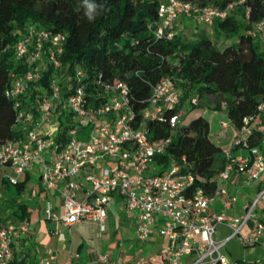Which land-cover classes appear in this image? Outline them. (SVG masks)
<instances>
[{"label": "built area", "instance_id": "2783aa9c", "mask_svg": "<svg viewBox=\"0 0 264 264\" xmlns=\"http://www.w3.org/2000/svg\"><path fill=\"white\" fill-rule=\"evenodd\" d=\"M243 1L234 0L220 7L198 5L191 0H164L159 6V20L154 32L159 37H172L173 27L180 16L212 25ZM256 27L262 29L264 20ZM66 38L64 31L32 26L27 27L25 34L16 42L15 57L19 61L24 60L27 67L20 73L12 71L13 79L6 93L13 100L17 122L24 124L25 133L20 139L11 137L0 142V165L9 164L20 174L32 169L40 160L43 186L58 190L62 196L63 212L59 219L67 226L83 219L104 222L107 206L116 194L123 197L126 207L137 219L136 234L140 240H148L154 232V224L159 222V232L168 236L170 242L161 247L158 256L140 255L129 264H212L217 260L221 264H233L222 252L223 245L230 238L239 236L246 244L264 240V220L256 212L259 200L264 197V185L245 203L242 215L231 216L226 207L237 200L238 193L231 192L225 183L232 179L234 173H242L247 184L260 179L264 173V150L260 145H252L249 139L258 130L264 145V122L258 124L254 115L244 117L234 135L233 145L247 149V153L227 151L226 164L216 178L212 194L203 186L195 185L194 175L183 171L179 163H173L164 171L152 172L155 155L166 149L171 137L152 140L146 124L133 121L134 111L126 80L106 81L103 84L105 97L99 103H92L82 80L86 71L76 66L68 76L71 81L67 85L60 82L62 73H55L50 92H42L35 100L27 98L24 102V95L31 85L42 78L45 65L63 66L60 56ZM63 88H66V95ZM199 97L195 94L191 101L198 103ZM180 98L181 90L174 79L170 76L161 78L148 98L145 117L163 118L165 106H175ZM61 102L71 111L74 124L67 131L65 140L59 136L58 129L54 135L42 130L43 123L53 117V108ZM258 108L264 109V94ZM180 119V112L169 116L172 126H176ZM231 123L230 119L221 121L223 127ZM84 125H88V136L81 139L79 131ZM86 167L99 170L85 174L90 187L81 197L79 175ZM10 180L18 181L16 176H10ZM219 195L225 197V208L213 211L211 201ZM46 212L52 216V207L48 206ZM219 223H227L231 233L216 240ZM17 229L22 233L29 232L28 218H23L18 225L11 222L0 224V264L13 262V238ZM56 232L65 238L64 231L57 229ZM64 247H67L66 243ZM79 255V252L70 251L69 260ZM55 257V250L49 248L47 255L37 264H52ZM97 257L104 264H110L109 252L97 251Z\"/></svg>", "mask_w": 264, "mask_h": 264}, {"label": "trees", "instance_id": "16d2710c", "mask_svg": "<svg viewBox=\"0 0 264 264\" xmlns=\"http://www.w3.org/2000/svg\"><path fill=\"white\" fill-rule=\"evenodd\" d=\"M163 1L94 0L100 7L90 21L82 0H0V142L23 136L6 88L12 82V71L20 73L27 67L24 60L16 59L15 44L31 21L37 27L64 31L67 38L60 56L63 66L45 65L42 78L31 85L24 102L50 92L52 77L64 69L60 82L67 85L76 66H83L86 71L82 80L92 103L105 97L106 81L124 79L129 84L133 121L144 122L152 140L171 137L166 149L155 155L151 171L161 172L179 163L183 171L194 175L195 185L212 194L216 176L226 164L227 151L211 138L210 121L203 113L180 119L176 126L170 124L169 116L184 109L189 95L196 93L226 100L227 115L236 127L242 125L247 115L264 120V109L258 108L264 94V49L258 34L261 29L256 27L264 20V0L237 3L226 17L217 18L210 25L211 33L200 30L194 38L178 33L173 37L155 34ZM191 1L225 7L234 0ZM222 34L230 37L231 42L219 46L217 40ZM176 57L178 63L173 61ZM165 76L173 78L180 88V101L175 106H165L163 118L145 117L153 86ZM191 104L189 110L197 108L198 103ZM52 116L59 122V136L65 140L74 125L71 111L61 102L53 108ZM249 139L252 145L262 144L258 130ZM212 264L221 263L217 260Z\"/></svg>", "mask_w": 264, "mask_h": 264}, {"label": "crops", "instance_id": "0c3cea01", "mask_svg": "<svg viewBox=\"0 0 264 264\" xmlns=\"http://www.w3.org/2000/svg\"><path fill=\"white\" fill-rule=\"evenodd\" d=\"M181 20L182 17H179L175 25H178ZM204 24L209 28L210 25H207L206 23ZM175 25L173 27L174 32H176ZM230 42L231 40H228L227 43ZM204 96L207 97L210 95ZM208 106L216 109L215 102L210 103ZM208 106L201 109H187L186 116L191 115L190 117H192L199 113H203L210 121V117L205 114ZM224 111H226L227 114V110L225 109ZM191 112L193 113L191 114ZM256 121L258 124L264 122L261 118L258 120L256 119ZM217 123V126L212 128L210 121L211 138L220 144L225 151L231 150L234 154L247 153V149L233 145L234 135L237 132L238 127L231 123L230 128H227L230 129L227 133L225 132L227 129H223L225 127L220 124V120H218ZM58 125L59 122L52 117L49 121L43 123L42 130L54 135L57 133ZM18 126L23 128L24 135V124L18 123ZM213 133H215L219 139L229 138L228 145L223 146L221 142L215 140L212 137ZM261 147L264 150V145L261 144ZM7 168L11 169L13 167L9 164L0 165V183L10 180V176H16L18 180L17 183L23 184L22 187H19L18 184H16L18 191L24 193V196L17 203L12 205V209L8 216H0V224L11 222L18 225L25 217L28 218L30 224L29 232L22 233L19 229L14 232V259L12 264H37L40 258L47 255L49 248H53L56 253V257L52 264H66L68 261L69 264H104L98 259L97 251L109 252L111 257L110 264H129L138 256H126L131 252V249H133L131 246L126 248L125 246L127 243L137 239L148 245L151 244L152 248L148 252V256L156 257V254H159L161 247L170 242L168 236L162 235L159 232V222L154 224V232L148 240H140L136 234L137 219L126 207L123 197L118 194L113 197L112 201L107 206V216L104 222L83 219L67 226L64 224L63 220L59 219L60 214L63 212L62 196L58 190L47 189L43 186L41 179L43 167L40 160L37 161L32 169L20 174H18L14 168V173H3L2 171ZM93 170L97 172L99 169L97 167H86L79 175V180L82 182V187L79 189V196L81 197L84 196L86 189L90 187V182L86 180L85 174L88 171ZM35 176L38 178V187L32 184L29 185L30 179L35 178ZM225 183L229 186L231 192L238 193L237 200L233 202L231 206L226 207V212L231 216H240L244 213L245 203L252 199L257 194L258 190L263 187L264 173L261 175L260 179L254 180L249 184L245 182V177L242 173H234L232 179ZM224 198L223 195L214 197L211 201V210H223L225 208L223 204ZM262 200H264V197L259 200L256 212L257 215L264 220V204L261 207L259 204ZM111 203L117 205L120 212H115L112 209ZM48 206L52 207V216L47 215L46 209ZM102 224H104V228L102 227ZM217 227L221 230L218 235L220 239H224L230 235L231 232L226 234L227 228L228 232L231 231V228L227 223H219ZM57 229L65 232V238L59 236L56 232ZM64 243L67 244L66 248L64 247ZM117 250L118 257H116ZM70 251L79 252V257L69 260Z\"/></svg>", "mask_w": 264, "mask_h": 264}, {"label": "rangeland", "instance_id": "374dc122", "mask_svg": "<svg viewBox=\"0 0 264 264\" xmlns=\"http://www.w3.org/2000/svg\"><path fill=\"white\" fill-rule=\"evenodd\" d=\"M32 26H36V25H35V23L29 21L27 27H32ZM175 30H176V32H174L172 37L175 35V33H178V34L185 36L186 38H194V37H197L199 35L200 30H205V31L210 32L213 29H212V26H209V28H207L202 21H199L197 19H194V18H184L183 19L182 18L180 23L178 25H175ZM258 34H259V38L261 40L262 49H264V29L262 28L258 32ZM228 40H230V37H227L225 34H222L217 41H218L219 46H223L224 44H226L228 42ZM173 61L175 63H178V57L173 58ZM81 67H83V66H81ZM64 71H65V69L62 70L61 73L63 74ZM195 94L196 93L189 95V97L187 98L186 103H185L186 109L184 108V109L180 110L182 121H184L185 119L188 120V118L191 116V115L186 116V111L192 105L190 100H191V97ZM212 102L216 103V109L210 108L208 106ZM207 106H208V109H206L205 114L210 117L212 128L217 126L218 120H220V124H221V121L223 119L229 121V117L226 114V111H224L226 109V106H227L226 100H221L215 96H207L206 97L204 95H200L198 105L196 107L201 109V108H204ZM192 113L193 112H191V114ZM230 125L223 128V129L230 128ZM229 130L230 129H227L225 132L228 133ZM88 131H89L88 127H84L82 130H80L79 131L80 138L81 139L87 138ZM212 137L215 140L221 142L223 144V146H227L229 143V138L219 139V137L215 133L212 134ZM2 172L7 173V174L14 173L13 168L4 169ZM31 184L35 185L36 187L39 186L38 178L36 176H35V178L30 179L29 185H31ZM23 196H24V193H20L18 191L16 182L8 180V181H5L3 183H0V216H4V215L8 216L10 214L11 209H12V205L17 203L20 199H22ZM263 201L264 200H262V202L259 203L260 207L264 204ZM111 206L115 212H120L119 207L117 205H115L114 203H111ZM245 230H247V227L245 228ZM220 231L221 230H219V227H217V231L215 233V239L216 240H221L218 237ZM230 232L231 231L228 232V228H227L226 234L227 233L229 234ZM129 246H131L133 248V249H131V252L126 255L129 257L133 256V255L139 256L140 254L148 255L149 254L148 252L152 248L151 244L148 245L145 242L138 241L137 239L133 240L130 243H127L125 247L128 248ZM128 250H130V249H128ZM222 252L224 253V255H226L227 259H229L230 261H240V262L245 263V264H264V240L256 242V243H252V244H246L245 242H243L240 239L239 236H234V237L230 238L223 245ZM156 255L158 256V253ZM116 257H118V250L116 251ZM188 260H190V258L187 259V261Z\"/></svg>", "mask_w": 264, "mask_h": 264}, {"label": "clouds", "instance_id": "9594fccd", "mask_svg": "<svg viewBox=\"0 0 264 264\" xmlns=\"http://www.w3.org/2000/svg\"><path fill=\"white\" fill-rule=\"evenodd\" d=\"M83 7L85 9V15L87 18L92 21L95 19V16L97 14L98 6L94 0H82Z\"/></svg>", "mask_w": 264, "mask_h": 264}]
</instances>
